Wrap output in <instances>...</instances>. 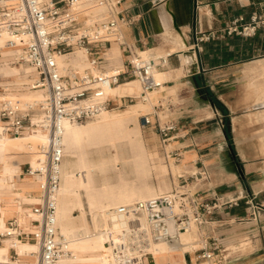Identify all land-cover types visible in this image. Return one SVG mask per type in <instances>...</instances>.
Returning a JSON list of instances; mask_svg holds the SVG:
<instances>
[{
	"label": "built area",
	"instance_id": "2783aa9c",
	"mask_svg": "<svg viewBox=\"0 0 264 264\" xmlns=\"http://www.w3.org/2000/svg\"><path fill=\"white\" fill-rule=\"evenodd\" d=\"M7 1L0 0L4 29L27 37L22 44L6 41L5 47L13 53L11 65L27 71L22 90H37L41 98L7 99L4 94L11 88L0 85V128L10 136L39 130L48 137L44 164L34 171L29 166L26 171L27 176L36 179L40 190L39 202L31 208L35 218L32 236L39 246V257L33 264H87L69 261L72 253L68 241L57 228V193L64 159L62 124H82L109 110L113 100L108 90L126 81L137 80L141 92L138 97L120 99L145 101L146 94L158 87L152 77L153 70L166 66L170 55L144 58L125 39L121 28L133 21L119 11L122 0H11L8 4ZM258 31L264 33V14L254 12L247 22L238 17L219 31L196 36L191 48L199 50V44L211 38H251ZM113 43L122 55V71L109 76L108 52ZM78 50L85 51L87 56V66L83 69L70 63ZM59 57H64L61 65ZM141 119L143 125L155 128L162 143L170 142L175 122L161 124L154 112ZM192 180L154 198L105 209L104 246L110 253L105 264H144L146 258L153 256L151 251L156 244H175L182 234L194 230L198 248L185 253L197 255L195 259L204 264H228L222 256L221 239L212 226V216L219 205L205 198L195 186L197 179L192 177ZM246 204L251 209L252 220L258 222L263 206L251 200ZM228 205L236 206L237 202ZM7 229L0 238H21L16 225L10 223Z\"/></svg>",
	"mask_w": 264,
	"mask_h": 264
},
{
	"label": "crops",
	"instance_id": "0c3cea01",
	"mask_svg": "<svg viewBox=\"0 0 264 264\" xmlns=\"http://www.w3.org/2000/svg\"><path fill=\"white\" fill-rule=\"evenodd\" d=\"M118 9L133 21L121 28L128 42L148 56L170 55L166 66L157 68L163 74L155 73L164 89L178 90L175 95L164 91L153 110L158 117L165 113L167 122L176 123L167 146H171L176 167L182 170L177 184L192 182L195 177L202 195L218 203L212 226L228 264H264V33L258 31L251 38H211L201 42L199 50H192L193 0H122ZM254 12L264 14V0H197L196 36L219 31L238 17L247 22ZM111 49L107 72L122 68L120 49L116 62L110 59ZM247 82L251 90L248 96L243 94ZM231 84L232 101L227 92ZM202 89L212 92L225 112L209 101L205 102V114L195 110ZM28 132L34 131L21 135ZM3 153L0 148V155ZM24 154L9 159L16 171L11 176L4 175L0 159V207L7 212L5 231L0 234L10 223L21 234L19 239L0 238V248H9L2 257L10 264H33L37 254L31 208L40 192L31 195L37 189L35 178L23 174L22 180L19 176L23 164L30 166ZM249 200L263 206L258 222L251 218L246 204ZM232 202L237 205L230 207ZM188 251L154 254L144 264H198L195 255L185 253Z\"/></svg>",
	"mask_w": 264,
	"mask_h": 264
},
{
	"label": "bare ground",
	"instance_id": "6f19581e",
	"mask_svg": "<svg viewBox=\"0 0 264 264\" xmlns=\"http://www.w3.org/2000/svg\"><path fill=\"white\" fill-rule=\"evenodd\" d=\"M6 3H11V0H8ZM4 26V22L2 21V24L0 22V44L8 40H14L19 44L26 42L27 37L24 34H11L4 29ZM78 52L75 53L76 55L70 61L75 67L80 66L81 59L86 55L85 51ZM140 52L144 58H155L151 55L148 56V52ZM63 63L64 57H59L58 64L61 65ZM81 69L83 68L81 67ZM155 70L163 74L162 71ZM155 70H153L152 77L154 82L158 84V87L146 94L145 101H141L148 102L150 107L152 99L150 100L149 97L157 96L164 90L162 79L155 73ZM5 71L12 76H15V72H18L13 67L11 69L6 68ZM121 71L122 68L117 71L107 72V74L109 76L115 75ZM140 88V83L137 80H132L111 87L107 93L109 96L117 99L125 96L138 97ZM40 98L41 93H36L30 95L28 99L22 100L33 101ZM148 110V105L138 103L129 106L126 111L112 112L110 110H103L96 117L95 121L89 122L86 125L69 122L62 124L64 157H70L69 159L75 161L73 162L74 164H68L65 161L62 162L61 179L65 181L68 177L79 178V188L85 194L86 203L90 210V219L95 230L94 234H90L87 230L88 228L86 229V225L79 230L65 226L64 224L62 225L68 219L62 222L63 211L58 206L56 213L57 228L60 235L68 241L72 253L69 259L70 262L105 264L110 259V253L104 246L103 211L109 207H117L154 198L168 189L166 185L153 187L145 182L153 168L143 147L139 128L136 127L131 130L128 125L131 119H137L138 117L146 115L147 113L143 114V112L145 113ZM32 131L34 132H28L26 135L10 136L5 134L0 128V148L4 151L0 155V159L2 161V171L5 176H11L16 172L15 167L9 162L10 154L29 152V163L33 169H37L44 164L47 153V134L39 130ZM106 143H109L107 147L103 145ZM20 145L27 146L18 148L17 146ZM10 146L14 148L13 151L7 149ZM88 146H91L92 150L101 153L96 163H93L89 158L88 150L86 149ZM124 148L131 150L132 156L130 158L127 154L125 155L123 153L125 152ZM114 150L116 153L111 156V151ZM75 171L77 172L75 173ZM130 174L133 176L130 177ZM64 181L60 184L57 193L59 196L74 191ZM38 202L39 198L34 199L32 205ZM78 208L83 214L84 204L81 200L78 202ZM6 215L7 212L0 207V233L5 231ZM194 235H196L195 230L182 234L180 240L175 244H156L152 248L151 253L152 255L164 252L183 253L187 250L193 252L197 249L196 238L193 239ZM35 247L37 254L34 260L36 261L39 257V246L35 245ZM8 250L9 248H0V264L9 263L7 258L2 257L3 254H8Z\"/></svg>",
	"mask_w": 264,
	"mask_h": 264
},
{
	"label": "rangeland",
	"instance_id": "374dc122",
	"mask_svg": "<svg viewBox=\"0 0 264 264\" xmlns=\"http://www.w3.org/2000/svg\"><path fill=\"white\" fill-rule=\"evenodd\" d=\"M5 44H6V42L0 44V85H8V86H10L9 88H11V89L6 94H4L5 95L4 98L13 99V98L18 97L19 99L22 100V99H28L30 97V95H32V94L40 93L37 90H30L27 92L22 90L21 84L23 82L27 81V75H26L27 71H24V69L19 68L18 66L11 65L13 53L11 52L10 49H7L5 47ZM111 48H112L111 50H112L113 55L110 56V59L114 60L113 62H116L119 60V48L117 47V44H115V43L112 44ZM78 51L83 52V50H78ZM164 54L165 53H162L159 55H164ZM74 55H76V54H74ZM81 60L82 61L80 63V66L82 68H85L87 66L86 55ZM80 66L77 68L81 69ZM12 67L18 71V72H15V76H12L11 74H7V72L5 71L6 68L11 69ZM106 71H108V70H106ZM249 85H250V82H247L245 87H243V94L244 95H247V96L250 95L251 90H250ZM177 90H178V88H176V87L171 88V89H164L157 96H153V97L150 96L149 99L150 100L152 99L150 102V103H152L151 107H150V104L148 102H141L140 99H135V100H133V102H129L128 99H117V98L110 96L111 100H113V101H112V104H111L109 110L112 112H119L122 110L126 111L129 106L136 105L138 103H142L144 105L149 106V110L146 111L145 113L143 112V114H146V113L151 114L154 112L153 109L155 106H157L159 98H162L163 94L165 92L168 95H175ZM140 92H141V88H140ZM227 92L229 95H231V101H232V98H233V85L232 84L230 85V88L228 89ZM210 94H207V92L204 89H202L199 92V100H201V102H199V104H197L194 109L199 110L202 114H205L204 112L208 111L206 108L208 106V104L205 103L206 101H209L211 106L214 107L212 99L213 98L216 99V96L212 92ZM135 96H137V95H135ZM22 101H24V100H22ZM162 106L165 107L166 104L163 103ZM141 117H138L137 119H131L128 125H129V128L131 130L136 128V127L139 128V132L141 134L142 141H143V147L146 151V154L150 160V164L153 168L150 176L147 178V180L145 182L148 183L150 186H153V187L166 185V186H168V189L165 190V192H163V193L169 192L173 187H175L177 185V176H178V174H181L182 170L180 168L176 167L177 164H175L174 160L169 155V152L171 151V146H167L168 143H166V144L162 143V139L159 136V134L156 132L155 128H151L149 126L143 125V121H142ZM158 118L161 121V124L164 122H167V115L165 113H161ZM95 120H96V118L93 120H89L85 123L78 124V125H86L87 123L93 122ZM103 145L107 147L109 145V143H106ZM26 146L27 145H25V146L20 145L17 147L23 148ZM9 148L14 149L12 146L7 147V149H9ZM86 149L88 150L90 160L93 161V163H96L98 161V159L100 158L101 153H99V151L92 150L91 146H88ZM124 149H125V152H123V151L122 152L125 155L127 154L130 158L132 156L131 150L126 149V148H124ZM111 152H112L111 156L116 153L115 150L111 151ZM64 153H65V151H64ZM17 154L10 155V158L16 157ZM23 154H24V152H23ZM25 154L28 155L29 152H26ZM69 158L70 157H64L63 161H65L68 164H70V163L74 164L73 162L75 160H72ZM28 167H29V165L27 163L23 164V166H22V173L19 175L22 180H24L23 174H26ZM0 168H1V165H0ZM76 172L77 171H75V173ZM132 176L133 175L130 174V177H132ZM111 177L114 178L113 175H111ZM28 178L33 179L31 177H28ZM63 181L64 180L61 179L60 184ZM64 182L66 185H68V187H72L74 189V191L73 192H67V193L60 195V196H59V194L57 195V209L59 206L63 211L62 222H63V220L68 219V221L63 222L62 225L64 224L65 226L75 228L77 230L84 228V226L86 225V229L88 228L87 229L88 232L90 234H94L95 230H94V227H93L91 219H90V215H89L90 210H89L88 205L86 203V197H85L84 192L81 191L79 188V178L68 177L65 179ZM36 192H40L38 184H37V189L35 191H32L31 195L36 196L37 195ZM38 195H40V193H38ZM38 198H39V196H38ZM80 200L84 204L83 214L78 208V202ZM59 234H60V232H59ZM194 238H196V235H194L193 239ZM192 240H191V242H192ZM30 243H32V242H30ZM226 247L229 249H232V247H230L228 244ZM197 248H198V246H197ZM10 255H12V254L10 253ZM196 256L197 255H195V257ZM13 260H15V258H13ZM195 262L198 264L203 263V261L200 259L196 260Z\"/></svg>",
	"mask_w": 264,
	"mask_h": 264
},
{
	"label": "water",
	"instance_id": "95a60500",
	"mask_svg": "<svg viewBox=\"0 0 264 264\" xmlns=\"http://www.w3.org/2000/svg\"><path fill=\"white\" fill-rule=\"evenodd\" d=\"M196 8H197V0H193V15H192L193 44L196 43Z\"/></svg>",
	"mask_w": 264,
	"mask_h": 264
},
{
	"label": "trees",
	"instance_id": "16d2710c",
	"mask_svg": "<svg viewBox=\"0 0 264 264\" xmlns=\"http://www.w3.org/2000/svg\"><path fill=\"white\" fill-rule=\"evenodd\" d=\"M207 94H210V93H207ZM210 95H211V94H210ZM212 102H213V104L215 105V107H216L218 110H220V111H222V112H225L224 107L222 106V104H221L217 99L213 98V99H212ZM225 132L227 133V137L229 138V134H228V132H227L226 127H225Z\"/></svg>",
	"mask_w": 264,
	"mask_h": 264
}]
</instances>
